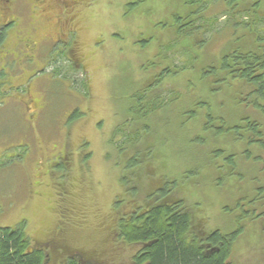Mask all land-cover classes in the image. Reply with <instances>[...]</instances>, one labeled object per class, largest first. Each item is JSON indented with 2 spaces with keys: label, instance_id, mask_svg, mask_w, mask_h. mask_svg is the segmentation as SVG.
I'll return each mask as SVG.
<instances>
[{
  "label": "rangeland",
  "instance_id": "1",
  "mask_svg": "<svg viewBox=\"0 0 264 264\" xmlns=\"http://www.w3.org/2000/svg\"><path fill=\"white\" fill-rule=\"evenodd\" d=\"M79 1L80 6H68L66 0H61L59 11H43L55 1L41 4V0H0V24L3 14L8 19L0 36V228L25 221V231L36 243L53 238L51 233L57 227L71 248L95 256L100 253L103 261L125 264L140 245L116 239L115 222L132 202L126 187L138 181L136 177L130 181L131 170L121 163L118 152L127 140L126 132L115 135V130L125 122L134 92L145 87L148 74L142 68L159 71L156 58L160 51L169 54L167 47L161 49L162 44L177 39V29H168L170 25L165 28V23L172 24L187 10L181 0ZM208 1L212 5L205 17L211 24L206 38L214 39L205 55L215 61L207 58L203 49L201 58L188 66L190 48L181 42L170 57L176 65L192 71L190 80L185 72L177 86L184 94L188 91L194 103L187 108L197 107L199 95L212 101L214 111L218 112V103L223 101L226 112L244 114L245 103L241 104L243 111L238 105V83L237 89L214 93L201 87L207 79L199 74L212 73L214 79L223 50L230 44L242 48L248 37L252 42L256 33L264 34L259 32L260 27L264 30V19L241 14L227 20L221 1ZM243 20L245 24L237 26ZM61 32L67 36H59ZM168 33L174 34L165 37ZM27 40L35 44L34 50H28ZM76 42L81 52H75ZM174 86L156 87L154 93L170 98ZM171 107L175 109L176 105ZM162 116L161 123L167 122V135L173 142L157 146L160 139L153 136L156 147L153 152L141 153L144 164L167 161L162 163L163 176L176 180L175 194L183 199L185 193L188 203L196 204L195 212L205 218L208 230L230 232L243 228L230 256L232 264L264 263V216L256 217L264 210L252 203L255 186L264 183V175H256L259 170L245 161L239 167L242 175H224L208 166L197 178L185 182L183 173L199 154L188 140L191 136H207L209 131L189 121L175 125L182 117L171 109ZM255 116L264 126V115ZM187 130L195 133L183 132ZM141 142H147V137L143 136ZM135 170L143 177L139 186L142 200L148 193L147 185L154 180L142 164ZM192 173L190 170L188 176Z\"/></svg>",
  "mask_w": 264,
  "mask_h": 264
},
{
  "label": "trees",
  "instance_id": "2",
  "mask_svg": "<svg viewBox=\"0 0 264 264\" xmlns=\"http://www.w3.org/2000/svg\"><path fill=\"white\" fill-rule=\"evenodd\" d=\"M238 1L230 0L227 5H223L226 7L225 17L227 20L241 14H247L248 17L255 19H264V17H260L256 13L252 14L250 11L240 12ZM183 4L187 10L186 15L178 16L172 24L165 23V28L170 25L167 27L168 29L174 27L177 29L175 32L177 39L174 41V38L173 42L169 40L167 44L164 43L161 46V49L162 47L169 49L168 55L166 52L161 54L160 51L156 58L157 67L160 66L161 68L159 70L161 74L158 70L152 72L148 68H142V71L145 70L148 74L144 79L145 87H140V90L134 92L132 103L127 107L126 120L124 123L118 124L115 130V135L126 132L127 140L120 145L118 152L121 163H124L125 167L131 170L133 179L130 181L134 180L135 177L138 181L137 185L127 187L132 202L129 205V210L124 211L126 209H123V212L119 213L114 229L115 233L118 232L119 234V240L129 244L141 245L139 254L134 257V261L130 264H232L229 258L237 238L243 233L242 227L230 232H224L220 229L209 231L206 227L205 218L195 212L196 204L192 202L189 204L185 193L183 199L175 194L176 189H178L176 180L172 181L163 176L165 167L162 168V163L167 161H163L161 164H144L141 153L153 152L152 149L156 147V141H152L153 136L157 140L160 139L157 146L173 142V139L167 135L168 129L165 128L168 127L167 122L163 120L164 125L161 123L162 114L165 110L171 109L177 113V117L179 115L182 117L180 118L181 122L175 125L179 126L189 121L198 123L205 131H209L207 136L205 134L197 138L191 136L188 140L189 145L195 146L199 150V154L197 161L183 173L186 177L185 182L188 179L192 180V177L197 178L201 169L206 170L208 166L224 175H242L244 173L239 167L240 163L245 161H250L254 165L255 171L259 170L256 175H264V126L261 120L255 116L256 114L264 115V34L256 33L252 42L248 37L242 48H236L234 44H230L231 47H226L223 50L225 53L219 60V66L215 67L219 71L218 74H215L214 79L211 78L212 73L210 76L204 73L199 74L202 79H207V81H202L201 87L210 89L214 93L227 91L234 88L235 83L236 85L238 83L239 89L235 87L240 90L238 92L240 99L238 105L241 108V104L245 103V111L241 108L244 114L237 111L234 113L226 112L222 107L223 101L218 103V112L217 110L214 111L211 109L212 101L205 97L201 98L199 95L197 107L187 108L186 105L190 106L192 100L190 102L188 91H185L184 94L183 89L177 86L179 85L177 81L185 72L189 74L187 77L190 80L192 69L189 72L176 65L173 57H170V53L172 50L177 51V46L181 42L185 43L190 48L187 50L188 55H192L190 56L191 59H187V64L188 66L193 65L203 55V49L205 55V50L207 51V47L214 37L206 38L207 28L211 24V20L206 19L205 16H207L212 1L185 0ZM244 20L237 26L245 24ZM260 28L259 32H264L263 28L261 30ZM254 31L256 30L254 29ZM169 34L174 33L165 34V37ZM195 37H197L196 40H194ZM178 41L180 42L170 49L172 44H176ZM232 47L234 49L230 50ZM207 53L209 52L207 51ZM207 58L215 61L213 57ZM151 83L154 85H149ZM173 83L175 86L170 90V98L163 94L160 95V93H154L156 87H162L166 84L173 85ZM190 85L197 90L191 81ZM245 94L248 95L246 99L242 98V95ZM173 105H176L175 109L171 107ZM193 105L194 103L191 107ZM250 107L251 111H249ZM203 116L205 121L201 120ZM217 121L220 123H215ZM183 132L195 133L192 130ZM216 134L224 136H217ZM143 136L147 137V142H141ZM141 143L142 145H140ZM211 143H213L212 147L209 146ZM229 145L230 147H228ZM185 149H187L186 146ZM162 153L163 151L160 152L159 156ZM141 164L142 169L147 167L150 174L152 173L154 180L147 185L148 193L142 200L140 199L139 186L143 177L139 174L140 171L135 170ZM259 164H261L260 169ZM227 167L229 170H226ZM190 170L193 172L191 177L188 176ZM142 171L146 172L145 170ZM259 177L257 176V178ZM255 187L256 198L252 200V203L258 204L264 210V201L262 200L264 183H259ZM183 192L185 191L183 190ZM260 216H264V214L256 217L259 218ZM56 246L59 247L57 250ZM43 249L39 247L38 242L33 243L25 231V221L15 227L0 228V264H46L49 260L51 261L50 264H82L77 258L67 256L66 253H69V250L75 251L76 249L73 250L65 240H55V246L52 247L53 250H56L55 252H61L59 256ZM81 253L91 259L101 257L100 253L96 256L92 253Z\"/></svg>",
  "mask_w": 264,
  "mask_h": 264
},
{
  "label": "flooded vegetation",
  "instance_id": "3",
  "mask_svg": "<svg viewBox=\"0 0 264 264\" xmlns=\"http://www.w3.org/2000/svg\"><path fill=\"white\" fill-rule=\"evenodd\" d=\"M46 0H41V4H43L44 2H45ZM52 1H55V3H54V5H52V6H49V8L48 7H45V8H43V11H45V10H47V9H57L58 11H59V1L61 2V0H52ZM67 1V4H68V6H75V5H77V6H80V2L81 1H79V0H66ZM182 2H183V0H181ZM222 2V5H227V3H229V1L230 0H221ZM184 2H185V0H184ZM216 2H219V1H217L216 0ZM246 4H248L249 6L248 7H246ZM197 6V5H196ZM238 6H239V11L240 12H243V11H250L252 14L253 13H256V14H258L260 17H264V7H262V0H239L238 1ZM4 13V12H3ZM2 13V14H3ZM70 13H77V12H73V10H71L70 11ZM239 14H241V13H239ZM257 15V16H258ZM61 16H63V15H61ZM63 17H65V16H63ZM8 19H7V14H3V21H2V23L0 24V36H2L3 34H4V28H5V26H6V24H3L5 21H7ZM66 22H68V21H66ZM64 27H65V25H64ZM175 28V27H174ZM254 30V27H252V31ZM65 32H61L60 34H59V36L61 35V34H64ZM67 33H65L64 35L65 36H67L66 35ZM58 36V37H59ZM191 38H193V37H191ZM197 39V37H195V39L194 40H196ZM78 40V39H77ZM78 42V41H77ZM76 42V44H75V48H74V50H75V52L76 51H80L81 52V50H79V48H80V46L78 45V43ZM26 46H27V48H28V50H34L35 49V44H33V42H31V41H26ZM75 52H74V60L76 59V55H75ZM77 60V59H76ZM75 60V61H76ZM233 76H234V74H233ZM224 79H226V78H224ZM127 188V187H126ZM118 200H120L119 198H117V201ZM118 206V205H117ZM123 209H125V208H123ZM129 210V209H128ZM124 211H127V210H124ZM116 226H117V224H116ZM218 229V228H217ZM56 230V231H55ZM214 230H216V229H214ZM210 231V230H209ZM212 231V230H211ZM52 234V236H53V238H48V239H43V240H41V241H38V244H39V247H42V248H44L43 250L44 251H46V252H54L57 256H59V253H61L60 251H58V252H55L56 250H57V247L58 246H56V250L54 249H52V247L53 246H55V240H59L60 238L62 239V240H64V238H66V235L64 236L63 234H62V231L60 230V232H58V228L56 227L55 229H53V232L51 233ZM114 236H116V239H118L119 237V234H118V232H116V234L114 235ZM66 242V241H65ZM140 245V244H139ZM38 247V246H37ZM59 248V247H58ZM73 249V248H72ZM140 249H141V245H140V247L135 251V253L133 254V256L131 257V259H130V261L128 262V263H125V264H130V263H132L133 261H134V257L136 256V255H138L139 254V252H140ZM73 250H75V249H73ZM113 253H116V249L114 248V251H113ZM67 254V256L68 257H74V258H77L80 262H82V264L84 263V262H91V263H93V264H117V263H113V262H109V261H107L106 259H105V261H103V259H104V256H102L101 257V259L99 258V259H91V258H87V257H85V255L84 254H82L79 250H75V251H70L69 250V253H66ZM64 255H65V253H64ZM118 257V255H116V258ZM231 258H229V260H230ZM121 264V263H120Z\"/></svg>",
  "mask_w": 264,
  "mask_h": 264
},
{
  "label": "water",
  "instance_id": "4",
  "mask_svg": "<svg viewBox=\"0 0 264 264\" xmlns=\"http://www.w3.org/2000/svg\"><path fill=\"white\" fill-rule=\"evenodd\" d=\"M50 260L46 263V264H50ZM83 264H93V263H91V262H84Z\"/></svg>",
  "mask_w": 264,
  "mask_h": 264
}]
</instances>
